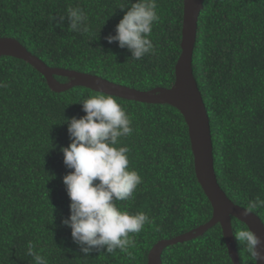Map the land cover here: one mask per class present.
<instances>
[{
    "label": "trees",
    "instance_id": "1",
    "mask_svg": "<svg viewBox=\"0 0 264 264\" xmlns=\"http://www.w3.org/2000/svg\"><path fill=\"white\" fill-rule=\"evenodd\" d=\"M136 0H129V4ZM159 20L154 50L140 60L118 42L104 39L126 10L127 0H0V38L17 39L50 67L103 77L141 91L172 88L182 53L185 0H156ZM81 7L88 33L69 32L52 17ZM194 76L211 124L214 165L227 196L246 208L264 200V0H204L193 57ZM60 82L66 77L56 76ZM0 264H34L31 241L49 264H149L160 240L173 239L209 222L213 207L195 172L189 127L169 104L114 96L128 113L133 132L118 146L129 148V167L142 177L133 198L118 202L153 224L134 234L135 247L84 257L62 225L71 203L63 177L71 170L61 148L70 144L66 120L85 115L89 93L77 86L53 91L30 63L0 57ZM105 94V93H104ZM264 223V208L252 211ZM248 228L233 218L237 230ZM241 264H255L235 240ZM162 264H234L220 224L203 235L167 247Z\"/></svg>",
    "mask_w": 264,
    "mask_h": 264
},
{
    "label": "clouds",
    "instance_id": "2",
    "mask_svg": "<svg viewBox=\"0 0 264 264\" xmlns=\"http://www.w3.org/2000/svg\"><path fill=\"white\" fill-rule=\"evenodd\" d=\"M126 12L115 27V35L104 39L108 44L118 42L121 49L131 53V60H140L154 50L149 38L154 23L159 20L156 0H136L120 8ZM67 20L69 32L88 33V16L84 10L68 7L66 15L52 17L56 26L63 29ZM6 87L0 83V88ZM85 113L80 118L66 120L70 144L63 147V162L71 170L63 177V184L71 203L70 215L62 225L71 229L72 242L84 257L93 252L111 255L117 250L131 255L135 247L134 234L154 221L145 213L122 210L118 202L129 201L142 183L140 174L129 167V148L118 146L122 138L132 134L131 119L118 100L109 94L96 91L80 102ZM264 208V200H249L245 215ZM234 239L239 242L250 258L257 264L264 260L258 250L260 238L249 228L236 231ZM26 254L34 264H49L29 241Z\"/></svg>",
    "mask_w": 264,
    "mask_h": 264
},
{
    "label": "water",
    "instance_id": "3",
    "mask_svg": "<svg viewBox=\"0 0 264 264\" xmlns=\"http://www.w3.org/2000/svg\"><path fill=\"white\" fill-rule=\"evenodd\" d=\"M204 0H185L182 28V53L176 65V82L172 88H155L141 91L120 85L98 75L50 67L32 54L20 41L12 37L0 38V57L11 56L30 63L47 79L49 87L62 92L82 86L130 101L169 104L184 116L189 127L197 179L213 207L209 222L173 239L160 240L149 253V264H162V254L170 245L195 239L220 224L230 257L234 264H241L233 232V218L245 223L261 240L258 250L264 255V223L255 213L245 215V209L235 204L221 188L215 172L214 144L208 110L194 76L193 57L198 35L199 18ZM56 76L66 77L60 82ZM257 264H264L260 260Z\"/></svg>",
    "mask_w": 264,
    "mask_h": 264
}]
</instances>
